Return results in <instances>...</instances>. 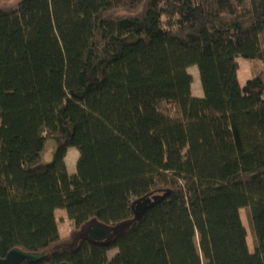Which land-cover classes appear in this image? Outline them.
Instances as JSON below:
<instances>
[{
  "label": "trees",
  "instance_id": "trees-1",
  "mask_svg": "<svg viewBox=\"0 0 264 264\" xmlns=\"http://www.w3.org/2000/svg\"><path fill=\"white\" fill-rule=\"evenodd\" d=\"M239 58L255 64L243 87ZM95 224L105 243L83 235ZM12 249L43 255L31 264H264V0H0V258Z\"/></svg>",
  "mask_w": 264,
  "mask_h": 264
},
{
  "label": "rangeland",
  "instance_id": "rangeland-1",
  "mask_svg": "<svg viewBox=\"0 0 264 264\" xmlns=\"http://www.w3.org/2000/svg\"><path fill=\"white\" fill-rule=\"evenodd\" d=\"M188 73L192 76V84H191V93L194 96H202V90L200 86V80L198 75V70L196 66H191L188 68ZM56 143L52 139H47L44 145V148L40 154V163L46 164L53 160V155L55 152ZM78 158V151L76 148H69L66 153L65 162L67 166V170L69 174H73L76 171V161ZM12 195L20 194L21 192H9ZM240 218L242 224L244 225L247 232V243L249 251L252 252V243H251V235L249 231V226L247 223L246 213L244 210H240ZM55 219L57 222V227L59 231V235L61 238L66 239L70 235L71 224L67 220L65 212L63 210L55 211ZM115 253V249L109 250L107 252V256L111 257Z\"/></svg>",
  "mask_w": 264,
  "mask_h": 264
},
{
  "label": "water",
  "instance_id": "water-1",
  "mask_svg": "<svg viewBox=\"0 0 264 264\" xmlns=\"http://www.w3.org/2000/svg\"><path fill=\"white\" fill-rule=\"evenodd\" d=\"M156 199V196L143 199L135 205V211L138 214H142L144 209L149 206V204L153 203ZM83 235L93 242L105 243L112 237L113 232L109 228L95 224L88 227L84 231ZM42 257V254L27 253L19 249H12L5 255L4 258H0V264H22L23 262L31 264L39 261L40 259H42Z\"/></svg>",
  "mask_w": 264,
  "mask_h": 264
},
{
  "label": "crops",
  "instance_id": "crops-1",
  "mask_svg": "<svg viewBox=\"0 0 264 264\" xmlns=\"http://www.w3.org/2000/svg\"><path fill=\"white\" fill-rule=\"evenodd\" d=\"M237 63H238V72H237V78H238V82L239 85L241 87L244 86V84L246 83V81H248L249 79H251L252 77V68L255 66L254 63L250 62V61H246L244 59H237ZM198 98H200L201 96H196Z\"/></svg>",
  "mask_w": 264,
  "mask_h": 264
}]
</instances>
